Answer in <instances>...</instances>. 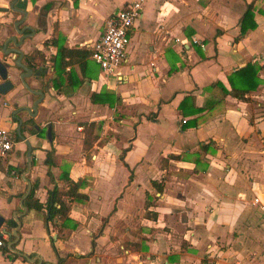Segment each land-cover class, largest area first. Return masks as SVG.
Listing matches in <instances>:
<instances>
[{
  "label": "crops",
  "instance_id": "1",
  "mask_svg": "<svg viewBox=\"0 0 264 264\" xmlns=\"http://www.w3.org/2000/svg\"><path fill=\"white\" fill-rule=\"evenodd\" d=\"M11 1L0 0V59L13 83L0 93V125L13 141L0 155V264H56L58 257L63 264H240L252 260L240 251L245 245L264 261V0H142L116 73L90 55L74 57L61 78L51 38L61 34L64 45L91 50L108 15L131 0H16L27 11L19 26L35 29L19 46L32 69L26 81L44 93L34 114L16 112L19 126L13 110L39 95L21 82L17 54L3 51L9 36H20L14 22L22 14ZM251 1L263 11L237 38ZM35 50L32 68L25 56ZM248 62L260 80L239 98L229 76ZM102 90L117 101L91 99ZM88 121L98 138L85 148ZM65 174L83 181L78 190L87 198L71 202L61 236L55 223L45 224L46 208L25 199L34 186L44 203L48 189L68 187ZM16 215L17 236L7 222Z\"/></svg>",
  "mask_w": 264,
  "mask_h": 264
},
{
  "label": "trees",
  "instance_id": "2",
  "mask_svg": "<svg viewBox=\"0 0 264 264\" xmlns=\"http://www.w3.org/2000/svg\"><path fill=\"white\" fill-rule=\"evenodd\" d=\"M260 11L262 12L263 9L260 6H257L254 1L249 2L246 5V8L243 12V15L240 18V34L237 36V38L243 36L250 28H254L256 26V22L254 21V11ZM220 33V30H217L218 34ZM51 43L54 44L57 48L56 53L50 56V59L52 61L53 67L55 69V73L57 76L61 78V73L64 71L65 66L69 65L74 57H83L86 58L91 55L90 49H84V48H78V47H68L63 44L64 42V36L59 34L57 37L51 38ZM45 44H48V41H44ZM38 54V50H35L31 54H27L25 56V59L27 63L34 68L35 67V56ZM89 62V61H88ZM86 61V64H88ZM258 67L248 62L244 66L236 69L237 71V77L239 78L240 82L239 84L236 83V76L233 80L232 76H229V80L231 83L232 92L236 97L239 98H245L244 94L249 89H253L257 86L259 83V78L256 75ZM234 71V72H235ZM233 72V75H235ZM84 74L86 71H83ZM62 81V79H61ZM253 81V82H252ZM252 82V83H251ZM104 94H107L108 96H103ZM91 99L93 100H101L103 102H109L110 105H113L115 101H117V96L114 95L112 92L107 91H99L97 93L91 94ZM96 125L94 121H88L84 123L83 131L85 133L84 135V147L87 148L93 144V142L98 138L97 133L94 132ZM202 148H206L204 144L201 145ZM51 151L47 152V156L45 161L50 164L52 162L51 160ZM65 181L68 183V187L65 189H60L56 185H54L52 188L48 189L47 191V199L43 203L38 200V198L34 197V186L31 187L30 192L28 193L25 204L28 207H34L35 209H41L46 208V212L44 214V222L47 225L48 221L55 223L58 229V235L65 236L67 233L62 230L61 225L63 227H66V223L68 222V212L70 210L71 202L73 200L78 199H86L87 195L80 192L78 190L79 186L82 185V180H76L74 181L71 179L68 174H65V177H63ZM153 184H156V181H152ZM157 189L159 191L162 190V185H157ZM31 201V202H29ZM151 203L149 201H145V207L150 205ZM147 210V208H146ZM147 216L152 217L154 214L150 211H146L145 213ZM56 220V221H55ZM71 221V219H70ZM11 226L16 225V221L11 219H8L7 221ZM64 257H58V260L56 264H63Z\"/></svg>",
  "mask_w": 264,
  "mask_h": 264
},
{
  "label": "built area",
  "instance_id": "3",
  "mask_svg": "<svg viewBox=\"0 0 264 264\" xmlns=\"http://www.w3.org/2000/svg\"><path fill=\"white\" fill-rule=\"evenodd\" d=\"M142 14V0L125 2L117 11L108 15L101 35L92 42L91 57L107 73H116L118 66L127 57L130 28ZM185 119H183L184 121ZM9 128L0 125V155H5L12 147ZM258 202L255 196L252 204ZM4 232V231H3ZM0 232V247L5 243V235ZM213 264H217L214 261Z\"/></svg>",
  "mask_w": 264,
  "mask_h": 264
},
{
  "label": "water",
  "instance_id": "4",
  "mask_svg": "<svg viewBox=\"0 0 264 264\" xmlns=\"http://www.w3.org/2000/svg\"><path fill=\"white\" fill-rule=\"evenodd\" d=\"M15 1L16 0H12L9 3V6L12 10L18 11L22 14V17L17 19L14 22V27H15L17 33L20 34V36L18 38L15 35L9 36L4 42L3 51L6 54H13L14 57L17 54V56L14 59V63L16 66L20 67V69L22 70L19 74V78H20L21 82L31 93L39 95V97H37L33 101L31 107L22 105V106H19L13 110V115H14V117L17 118L18 126H19L22 123V119L16 115V112H18L19 110L25 109L29 114H34L37 111V103H39L42 100L44 93L40 89L32 88L29 85V83L26 81V78L31 75L32 69L21 61V58L23 56V52L19 48V46L22 43L24 37L32 35L35 32V29L29 24H24L21 27L19 26L26 19L27 11L23 8L15 6ZM27 29L29 30V32H25V30H27ZM9 40L12 41L13 45L10 47H6ZM7 76H8V72H7L6 64L0 59V77L2 78V81H0V93H5L6 91H8L9 89H11L13 87L12 81L10 79H8ZM17 129L19 131V127ZM50 131H51V126L48 127V132H50ZM25 142L28 144L27 154L30 155L31 146H30L29 141L27 139ZM30 187H31V185H30V183H28V189H27L26 194L29 192ZM21 206L25 211L26 208H25V205L23 204V199L21 200ZM14 218H15L17 224L14 227L12 234L17 236V229L21 225V222L19 220V215H16ZM4 220H5L4 216L0 213V227H2Z\"/></svg>",
  "mask_w": 264,
  "mask_h": 264
},
{
  "label": "rangeland",
  "instance_id": "5",
  "mask_svg": "<svg viewBox=\"0 0 264 264\" xmlns=\"http://www.w3.org/2000/svg\"><path fill=\"white\" fill-rule=\"evenodd\" d=\"M103 2L105 3L106 6H111L113 4H116L117 1L116 0H103ZM20 16H21L20 14H17V15L15 14V18H18ZM261 222H262V220H261ZM245 237L247 238V235H245ZM245 241L247 242V239ZM234 247L239 248L237 244L234 245ZM241 247L242 248H240V251H242V254L244 255V258L245 259L251 258L252 260L250 262H246V261L245 262H240V264H264V261H262L261 259H257V258H259V255H257L255 258H252V256L250 257L251 251L254 250V249H256L254 246H252V245H245V246H241ZM224 250H225V246H224ZM247 253H249L248 257H247ZM236 254L237 253H234V255H236ZM262 254H264V253H262ZM263 260H264V258H263Z\"/></svg>",
  "mask_w": 264,
  "mask_h": 264
}]
</instances>
